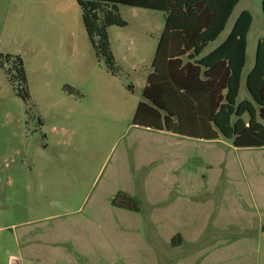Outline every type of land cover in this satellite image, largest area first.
I'll use <instances>...</instances> for the list:
<instances>
[{
	"label": "rangeland",
	"instance_id": "1",
	"mask_svg": "<svg viewBox=\"0 0 264 264\" xmlns=\"http://www.w3.org/2000/svg\"><path fill=\"white\" fill-rule=\"evenodd\" d=\"M262 1L240 0L202 53L251 14L238 101ZM163 24L98 0H0V264H264V147L132 125Z\"/></svg>",
	"mask_w": 264,
	"mask_h": 264
},
{
	"label": "trees",
	"instance_id": "2",
	"mask_svg": "<svg viewBox=\"0 0 264 264\" xmlns=\"http://www.w3.org/2000/svg\"><path fill=\"white\" fill-rule=\"evenodd\" d=\"M98 1L163 14L132 125L204 141L221 138L234 148L264 147V38L257 42L254 64L244 78L247 97L238 101L251 14L242 11L226 38L202 55L224 31L240 0ZM261 9L264 19V0Z\"/></svg>",
	"mask_w": 264,
	"mask_h": 264
},
{
	"label": "crops",
	"instance_id": "3",
	"mask_svg": "<svg viewBox=\"0 0 264 264\" xmlns=\"http://www.w3.org/2000/svg\"><path fill=\"white\" fill-rule=\"evenodd\" d=\"M161 30H162V29H161ZM160 32H161V31H160ZM159 34H160V33H159ZM213 43H214V42H213ZM215 48H216V47H215ZM215 48H214V49H215ZM205 55H206V54H205ZM254 58H255V54H254ZM253 64H254V61H253ZM251 68H252V67H251ZM149 72H150V71H149ZM248 72H249V71H248ZM248 72H247V73H248ZM244 78H245V77H244ZM243 84H244V80H243ZM241 87H242V85H241ZM240 90H241V89H240ZM13 264H15V262H14Z\"/></svg>",
	"mask_w": 264,
	"mask_h": 264
}]
</instances>
